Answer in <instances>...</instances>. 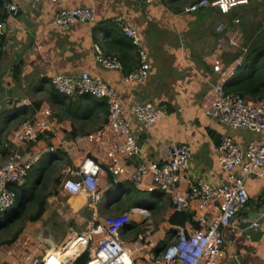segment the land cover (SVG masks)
<instances>
[{
	"label": "crops",
	"instance_id": "obj_1",
	"mask_svg": "<svg viewBox=\"0 0 264 264\" xmlns=\"http://www.w3.org/2000/svg\"><path fill=\"white\" fill-rule=\"evenodd\" d=\"M182 2L184 0H160L152 4L132 0H71L63 5L19 3V12L14 16L8 14L3 23L6 35L3 37V59L0 65V151L3 154L13 151L39 157L40 161L35 167L48 159L45 168L65 158L69 159L74 168L86 156L104 161L102 151L85 141L70 154L60 149L62 140L68 144H76L79 138H85L98 129L92 124L100 123L101 127L106 123L107 117L103 114L87 118L90 110L87 101L80 100L79 97L70 99L61 96L50 85L52 78L58 75L87 72L115 89L122 98L125 115L130 120L141 147L138 159L130 162L131 166L133 163L163 162L169 157L171 145L187 144L193 154L188 167L191 180L210 184L225 183L228 174L217 161L221 135H229L243 149L258 139L251 131L225 130L216 121L207 118L202 111L203 99L212 85L219 81V76L213 72L211 56L217 43L216 28L219 23L217 22L215 30L212 26L215 21L233 14L207 9L201 12V18H197L196 14H185L177 7ZM79 7L95 10L96 20L93 24H77L67 32L53 26L52 19L56 12L62 8ZM118 17H123L130 26L138 30L142 45L149 53L151 73L143 84L126 83L121 73L106 70L95 62L94 46L98 45L104 55L117 58L123 64L124 74L141 67L137 48L114 23ZM238 63L235 60L228 65L235 68V76L229 81L237 78ZM17 66L21 68L18 79L15 78ZM26 102L32 106H26ZM139 103L163 106L167 115L154 126H140L133 115L134 106ZM72 104L83 107L81 114H70ZM37 108L52 111L57 124V135L42 136L36 144L14 142L13 133ZM50 149H54V153H49ZM239 173V170L235 171V174ZM39 174L37 180L44 175L42 172ZM36 184L37 181L29 195H26V185L18 189L17 197H30ZM101 186L105 196L117 191L116 199L114 195L110 196L106 206L99 208L100 212L107 213L126 201L131 196L129 191L133 187L126 182L121 188H116L111 174L102 179ZM246 188L250 202L224 234V257L220 264H264V220L260 222L261 226L257 231L249 229L264 210V176L249 178ZM185 190L186 186L181 188V192ZM56 195L58 194L48 197L44 216L36 223L30 222L26 231L42 225L48 215L49 200ZM152 197L156 202L151 199L145 205L139 198L140 205L145 206L149 212L152 204L157 205L154 211L159 208L165 210L167 221L156 235L162 240L169 229L174 227L170 224V219L176 212L171 200L164 194H152ZM123 205L127 206V214L132 208L126 202ZM72 208L69 213L72 218H77L75 215L81 212L91 213L80 206L73 205ZM72 236L70 234V238ZM19 241V244H13L4 253L0 252V264H27L31 260L30 256L26 260L20 259V250L25 247ZM71 243L77 251L78 244H82L78 238H74L69 245ZM53 254L58 253L54 251Z\"/></svg>",
	"mask_w": 264,
	"mask_h": 264
},
{
	"label": "built area",
	"instance_id": "obj_2",
	"mask_svg": "<svg viewBox=\"0 0 264 264\" xmlns=\"http://www.w3.org/2000/svg\"><path fill=\"white\" fill-rule=\"evenodd\" d=\"M71 0H2L9 15L19 12V3L38 5L49 3L63 5ZM137 3L152 4L157 0H132ZM238 0H198L184 9L191 15L214 9L228 14L238 6ZM96 13L93 8H62L56 12L52 24L58 30L69 31L77 24H93ZM115 25L137 48L141 67L124 74L123 64L114 57L103 54L98 45L94 46L95 62L106 70L121 73L126 83L143 84L151 73L148 51L142 45L137 29L130 26L123 17L114 20ZM241 20L221 24L216 28L217 43L213 52V72L219 81L212 85L202 103L204 115L216 121L230 132L251 131L257 140L240 148L227 134L220 137L217 161L228 176L223 184L192 181L188 167L192 159V149L187 144H173L169 157L163 162H147L131 166L137 160L141 147L127 119L120 94L99 78L89 73L79 75H58L50 81L53 90L64 97H94L105 100L108 105L107 121L76 144L62 140L61 151L70 154L83 141L102 151L105 160L86 156L74 169L69 167L60 184L59 194L49 200L50 206L63 202L68 206L78 205L88 209L94 223L82 236L86 241L70 263L59 262L50 257L51 251L43 256H35L27 264H75L84 254L89 256L86 264H220L224 257L225 232L229 230L237 216L250 202L246 181L255 176H264V99L249 100L236 93H228L225 84L235 76V68L223 69L222 54L226 47L232 50L241 45ZM6 35L5 25L0 24V37ZM246 52V50H245ZM2 82L0 80V86ZM27 103V102H26ZM26 106H32L27 103ZM134 120L140 126H154L167 115L166 108L152 103L134 106ZM56 120L50 109H40L13 133L16 143L36 144L42 136L56 134ZM50 149L49 153H54ZM40 161L39 157L11 151H0V213L10 211L17 198V190L26 185L29 172ZM135 164V165H134ZM239 170V174L235 171ZM111 174L114 186L121 188L128 182L136 190L148 194H164L171 200L175 212H189L193 223L174 226L162 240L152 226L150 212L145 206L132 208L127 214L100 219V206L105 198L101 186L103 178ZM186 190L181 192V188ZM138 216L139 221L133 219ZM264 220V210L249 229L257 231ZM138 225L142 233L130 239L128 227ZM70 243V242H69ZM67 243L61 250L67 248ZM165 243V246H161ZM59 250V249H58Z\"/></svg>",
	"mask_w": 264,
	"mask_h": 264
},
{
	"label": "rangeland",
	"instance_id": "obj_3",
	"mask_svg": "<svg viewBox=\"0 0 264 264\" xmlns=\"http://www.w3.org/2000/svg\"><path fill=\"white\" fill-rule=\"evenodd\" d=\"M160 1V0H157ZM170 1V0H169ZM171 1H177V0H171ZM198 0H184L181 4L177 5V7L184 11V9L189 6L190 4L196 2ZM239 3L236 8L231 10L230 16H226V18H223L222 20L215 21L212 28L215 30L216 26H220L221 24H230L233 20L239 19L241 20L240 24V30L242 34L241 38V45L240 48L232 50L229 47L225 48V51L222 54L223 59V69H227L228 65H231L230 60H232L234 57L236 59V62L238 63V66H241L243 64L244 56L246 55L245 50L249 47V44L255 40L258 39L260 36L264 33V0H238ZM172 5V4H171ZM204 12V11H202ZM203 13L199 12L195 16L197 18H201ZM218 22V23H217ZM212 32V31H210ZM27 121V120H26ZM100 122V121H99ZM98 122V123H99ZM94 128H99V125L97 123L92 124ZM47 159V158H46ZM48 160V159H47ZM42 162L41 165L37 167H33V169L30 171L27 179H26V195H29L30 191L34 189V184L37 181V184L35 186L36 191H38V194L36 196V199L27 205L26 210V216H31L37 211V205L39 202V198L42 196H46L49 194L55 195L59 194L60 191V184L64 178L65 171L72 167L71 163L68 161L69 159L65 158L62 159L61 162H58L56 164H53L50 167L48 166L45 168V162ZM74 169V167H72ZM44 173L43 178H39V173ZM59 180L60 182L57 183L56 181ZM35 191V192H36ZM116 190L108 193L102 204L101 208L106 206L108 203V200L110 196L115 197ZM116 199V197L114 198ZM140 199H142L143 204H149L151 202V199H155L152 197V194L148 193H141ZM21 199L19 197L16 198L14 207L6 212L0 215L1 219H5L8 213L12 212L13 210L17 209L20 205ZM153 202H156L153 200ZM166 202V200H165ZM126 205H123L119 203L116 205L110 212H100V219H107L113 216H121L126 213ZM58 210H61L59 213ZM73 208L71 206H68L65 201L63 202V205L58 204V206H50L48 205L47 211L48 215L43 220L42 225H38L33 228H29L26 231V228L28 227L30 222L27 221H20L17 222L15 225L11 226L9 229L0 231V252L4 253L8 250L9 247L7 245H3L5 242L11 241L14 236L21 230H23L20 235V238L17 240L16 245L19 244V240L23 242L21 245V256L20 259H25L30 256V258H34L35 256H42L43 253L51 251V250H58L62 251L61 248H63L67 243L71 242L74 238H77L78 236H82L83 234L87 233L91 223H94L91 213L89 212H81L80 214H76L75 216L77 218H72L69 213L72 212ZM87 211V209H85ZM84 210V211H85ZM151 218L153 221V228L155 232L160 231V227L163 226L164 223H166V212L163 209H157L150 211ZM132 225L128 227V231H132ZM75 231L76 233H73ZM70 234L73 236L70 238ZM135 233L132 232L131 234L127 235V238H134ZM14 246V245H13ZM19 251V252H20ZM18 253V252H15ZM19 254V253H18ZM14 256V254L12 255ZM28 260V259H27ZM29 261V260H28Z\"/></svg>",
	"mask_w": 264,
	"mask_h": 264
},
{
	"label": "trees",
	"instance_id": "obj_4",
	"mask_svg": "<svg viewBox=\"0 0 264 264\" xmlns=\"http://www.w3.org/2000/svg\"><path fill=\"white\" fill-rule=\"evenodd\" d=\"M178 2L183 0H177ZM230 16V15H227ZM8 18V13L5 10V4L0 0V24H3ZM3 38L0 37V65L3 59ZM237 57L230 60V63L234 62ZM16 75L15 78L18 79V76L21 72V68L19 66L15 69ZM237 78L233 81H228L225 84V90L228 93H236L241 95L242 97L249 100H263L264 99V33L261 37L256 39L250 47L247 49V53L244 56L243 64L238 68ZM80 100H85L89 103L90 110L88 111L87 118L96 117L98 114H103L104 116H108V105L105 100H99L94 97L87 96L79 97ZM79 106V105H78ZM37 108L33 113L35 114L38 111ZM83 107H77V105L72 104L69 108V112L71 115L76 116L77 114H81ZM32 114V116L34 115ZM29 118H31L29 116ZM107 121V120H106ZM75 137V136H74ZM6 152H4V155ZM57 183L60 181L57 180ZM113 183V182H112ZM36 189L30 195V197H25L21 195V202L17 209L8 213L5 219L0 218V231L9 229L11 226L15 225L20 221H27L31 223H36L42 219L46 212L47 199L52 194L42 196L39 198V202L37 205V211L31 216H26L27 205L32 203L38 194ZM130 197L126 199L121 204L125 202L129 204V208H133L135 206L140 205L139 196L141 192L132 187L129 191ZM17 196L18 193L16 192ZM157 207L156 204H152L149 206V210L153 211ZM1 215V213H0ZM193 223V215L189 212H176L170 219V224L172 226H185L186 224ZM132 231L135 233V237L142 233V229L140 226L133 224ZM23 230L19 231L14 238L5 242L3 245L12 246L17 242ZM161 246H165V243H162ZM79 250L81 248V244H78ZM89 256L87 253H84L75 264H86Z\"/></svg>",
	"mask_w": 264,
	"mask_h": 264
},
{
	"label": "bare ground",
	"instance_id": "obj_5",
	"mask_svg": "<svg viewBox=\"0 0 264 264\" xmlns=\"http://www.w3.org/2000/svg\"><path fill=\"white\" fill-rule=\"evenodd\" d=\"M76 206H78V205H76ZM133 219H135V220H137V221H139L140 220V218L138 217V216H135V217H133ZM78 239H79V241L83 244L85 241H86V239H85V237L84 236H78L77 237ZM82 244H81V246H82ZM77 247V246H76ZM57 252L58 254H53V252ZM77 249L74 247V244L73 243H71L70 245H68L67 246V248H65V249H63L62 251H58V250H52L51 251V254H50V257L52 256H54V258H58V260H59V262H65V263H67V262H69L70 263V261H71V258L73 257V256H75V254H77ZM53 254V255H52Z\"/></svg>",
	"mask_w": 264,
	"mask_h": 264
}]
</instances>
